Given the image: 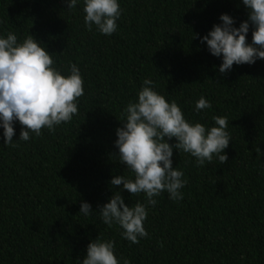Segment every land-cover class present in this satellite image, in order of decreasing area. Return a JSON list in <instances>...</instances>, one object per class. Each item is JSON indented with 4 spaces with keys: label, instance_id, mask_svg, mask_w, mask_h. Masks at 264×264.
<instances>
[{
    "label": "trees",
    "instance_id": "1",
    "mask_svg": "<svg viewBox=\"0 0 264 264\" xmlns=\"http://www.w3.org/2000/svg\"><path fill=\"white\" fill-rule=\"evenodd\" d=\"M120 4L118 29L106 36L85 26L82 0L71 10L65 0H0V33L42 40L63 73L79 67L85 89L78 113L55 131L6 146L0 129V264H80L98 236L115 241L131 264H264V60L221 74V59L193 38L221 23L222 13L238 27L247 10L241 0ZM146 78L188 120L210 128L214 116H227L231 141L223 164L214 156L200 166L174 151L173 166L187 180L184 199L173 201L166 191L156 197L144 222L149 235L133 244L119 225L79 209L82 201L93 210L106 203L119 190L110 185L113 176L134 179L114 142L123 109ZM201 96L212 107L198 113ZM21 127L17 122L14 140ZM121 195L128 205L145 202L143 193Z\"/></svg>",
    "mask_w": 264,
    "mask_h": 264
},
{
    "label": "clouds",
    "instance_id": "2",
    "mask_svg": "<svg viewBox=\"0 0 264 264\" xmlns=\"http://www.w3.org/2000/svg\"><path fill=\"white\" fill-rule=\"evenodd\" d=\"M84 24L91 31L111 36L118 29L122 14L120 0H82ZM247 10V19L235 26V19L222 13L221 23L214 24L206 35L199 38L208 52L221 59L218 71L231 72L233 65H253L264 60V0H241ZM67 9H75L81 0H65ZM252 30L251 42L248 41ZM85 93L84 79L76 64L63 73L55 66L53 53L45 43L28 34L18 39L16 33H0V129L6 146L14 142L29 141L40 136L42 129L55 131L78 113L79 98ZM211 102L201 96L195 109H210ZM214 126L188 120L175 100L155 90L152 79H144L135 101L123 109L122 127L116 129L115 147L120 161L134 173V179L115 175L110 185L119 189L106 203L93 210L91 203L82 201L79 213L84 217L98 214L103 224L119 225L121 236L133 244L147 238L144 226L150 207L157 204L156 197L167 192L169 199L182 201L186 186L185 173L173 166L174 151L196 158L197 165L211 163L214 156L221 164L227 162L225 149L231 134L227 116H214ZM22 126L19 138L15 125ZM175 139V143H169ZM258 156L264 153L258 152ZM122 185V188L119 186ZM131 195L143 193L145 202L125 203L122 191ZM80 264H131L116 253L113 240L99 236L91 239Z\"/></svg>",
    "mask_w": 264,
    "mask_h": 264
}]
</instances>
